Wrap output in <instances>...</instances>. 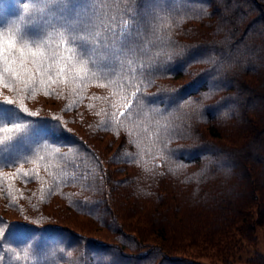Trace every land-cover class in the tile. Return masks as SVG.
<instances>
[{"label": "trees", "instance_id": "trees-1", "mask_svg": "<svg viewBox=\"0 0 264 264\" xmlns=\"http://www.w3.org/2000/svg\"><path fill=\"white\" fill-rule=\"evenodd\" d=\"M124 23L118 61L70 53ZM9 35L45 60L0 59V264H229L264 237V0H0Z\"/></svg>", "mask_w": 264, "mask_h": 264}, {"label": "snow or ice", "instance_id": "snow-or-ice-1", "mask_svg": "<svg viewBox=\"0 0 264 264\" xmlns=\"http://www.w3.org/2000/svg\"><path fill=\"white\" fill-rule=\"evenodd\" d=\"M49 3H59L60 0H48ZM104 27V32L101 34L100 32L94 33V39H89L88 37H81L79 39H74L72 42L79 45V49H71L69 50L72 55H78V58L82 57L83 55L88 53L89 48L91 47L92 50H95L96 47H98L97 41L100 39L105 40V47H108L107 41L109 38H112L113 44L111 50L114 53V58L118 61L119 56L123 54V47H118L117 45H123L124 47L127 46V38L130 37L131 33L129 31V25L127 23H124L119 31H117L113 25L109 24ZM118 38V39H117ZM3 42L0 43V59H2L5 66L9 64V61L12 59L13 56H16L17 53H20L19 56L16 57V59L23 65L24 63V52L25 49L27 50V55L31 57L32 61L36 63L38 68H44V60H45V53L43 51V46L40 44L36 45L35 50L31 47L30 44L27 42H24L21 46H17V43L15 41V38L9 35L6 38H0ZM134 51V49H133ZM67 60V57L64 58ZM80 62L85 65L84 71H89L90 69L87 67L89 64V61H84L80 59ZM92 67H109L114 68V65L111 62H106L103 65H97L95 61L92 62ZM143 67V65L141 66ZM55 68L56 74L59 76V74L63 71V69L59 68L58 65H56L55 62V54H53L52 57H50V63L47 65V71L51 72V70ZM7 74L9 78L14 79H21V73L18 69L15 67H7L6 68ZM113 75H115V71L112 72ZM4 75L3 72H0V78H2ZM9 104L13 103L11 100L7 101ZM21 125H16V130L19 131L21 129ZM7 131V130H6ZM13 227H16V225H13ZM0 248H2V244H0ZM19 264V262H18Z\"/></svg>", "mask_w": 264, "mask_h": 264}, {"label": "rangeland", "instance_id": "rangeland-1", "mask_svg": "<svg viewBox=\"0 0 264 264\" xmlns=\"http://www.w3.org/2000/svg\"><path fill=\"white\" fill-rule=\"evenodd\" d=\"M258 237L259 241L256 245H251L246 247L245 249H243L238 256H236L235 259H233L231 261V263L229 264H249L247 259L252 256L254 254V252L256 253L261 252L264 253V237L262 235L261 231H258ZM206 262V261H205ZM207 262H209V260L207 259Z\"/></svg>", "mask_w": 264, "mask_h": 264}]
</instances>
